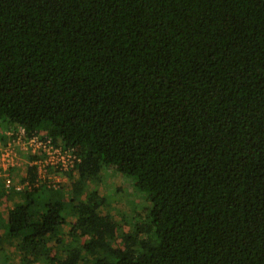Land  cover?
I'll use <instances>...</instances> for the list:
<instances>
[{
	"label": "trees",
	"instance_id": "trees-1",
	"mask_svg": "<svg viewBox=\"0 0 264 264\" xmlns=\"http://www.w3.org/2000/svg\"><path fill=\"white\" fill-rule=\"evenodd\" d=\"M15 126L74 155L83 241L50 263L264 264V0H0V129ZM108 168L145 206L122 246L96 188ZM34 171L0 182V253L20 264L66 221L56 196L34 205Z\"/></svg>",
	"mask_w": 264,
	"mask_h": 264
},
{
	"label": "built area",
	"instance_id": "built-area-1",
	"mask_svg": "<svg viewBox=\"0 0 264 264\" xmlns=\"http://www.w3.org/2000/svg\"><path fill=\"white\" fill-rule=\"evenodd\" d=\"M74 155L49 137L26 134L23 127L0 129V182L5 192L20 191L30 187L26 178V166H34L33 185L58 189L67 181L64 172L73 164ZM56 173L48 174V168Z\"/></svg>",
	"mask_w": 264,
	"mask_h": 264
},
{
	"label": "rangeland",
	"instance_id": "rangeland-1",
	"mask_svg": "<svg viewBox=\"0 0 264 264\" xmlns=\"http://www.w3.org/2000/svg\"><path fill=\"white\" fill-rule=\"evenodd\" d=\"M65 186L66 185L59 187L58 189L44 187L38 190L37 192V194L49 193L51 199L53 194H56V198L62 204H64L62 213H64L63 215L65 216L66 221L65 225L57 227L58 236L60 237L61 241L55 243L53 242V239L50 238L43 247H40L37 253L38 255H36V259L28 264H52L48 261V258L54 257L55 260L61 259L63 257V251L65 250L66 246L72 244L73 242L83 241V237H77L76 239L68 234L69 228L74 220V213L68 202L70 193L65 189ZM96 188L104 197L103 212L110 214L116 223L115 242L116 244L122 246L123 243L121 239V234L129 231L131 225L137 219V215L134 211V208L137 211H141L145 207L143 204L144 201L140 199L141 197L139 194L141 193L138 190L136 191L132 184L128 183L126 179H122L119 174L113 172L111 168L107 169V173L103 175V179L101 181H98V183L96 184ZM41 196L43 197L44 202L48 200L46 199L47 197L49 198V196L45 195L35 196L34 200L38 205L41 204ZM1 202L2 204H8L4 201V199H2ZM4 213L5 210L3 209L2 213H0L3 218ZM19 253H22V251H12L8 252L6 255L0 253V264H20L18 262ZM6 256L8 257V260L7 258H5ZM55 260L53 264H56Z\"/></svg>",
	"mask_w": 264,
	"mask_h": 264
},
{
	"label": "crops",
	"instance_id": "crops-1",
	"mask_svg": "<svg viewBox=\"0 0 264 264\" xmlns=\"http://www.w3.org/2000/svg\"><path fill=\"white\" fill-rule=\"evenodd\" d=\"M45 192V191H44ZM37 195H45V196H49L50 194L48 193V194H44V193H40V194H37ZM56 194H53V196H52V199H51V197L49 196V198L47 197L46 199H48V200H53V198H54V196H55ZM42 202H44V200H43V197L41 196V203ZM12 204L10 203V204H0V213H2V210L4 209L5 210V207H10ZM36 207H39V206H41V204H34ZM3 217L0 215V234H1V232L4 230V221H3ZM3 221V222H2Z\"/></svg>",
	"mask_w": 264,
	"mask_h": 264
}]
</instances>
